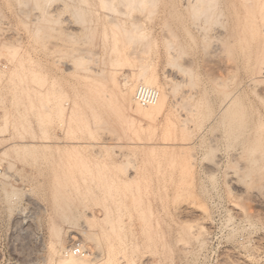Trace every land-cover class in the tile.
<instances>
[{"label":"rangeland","instance_id":"1","mask_svg":"<svg viewBox=\"0 0 264 264\" xmlns=\"http://www.w3.org/2000/svg\"><path fill=\"white\" fill-rule=\"evenodd\" d=\"M125 1L0 0V264L77 248L98 264H264L260 15L242 42L257 0ZM143 75L169 90L154 119L135 110ZM233 95L249 111L238 142Z\"/></svg>","mask_w":264,"mask_h":264},{"label":"bare ground","instance_id":"2","mask_svg":"<svg viewBox=\"0 0 264 264\" xmlns=\"http://www.w3.org/2000/svg\"><path fill=\"white\" fill-rule=\"evenodd\" d=\"M127 1V0H126ZM125 1V2H126ZM129 1V3H130V0H128ZM146 0H138V1H136V0H132V2L130 3L131 5H136L137 4V2H138V5L140 4V6L143 4V3H146L145 2ZM244 1V0H243ZM248 1V0H247ZM250 1V0H249ZM253 1H255L256 2V0H253ZM102 2V1H101ZM105 2H107V1H105ZM135 2H136V4H135ZM152 2V1H151ZM150 2V3H151ZM251 3H252V0L250 1ZM258 2V3H257ZM257 7L254 9L252 6H250V5H246V9L248 10V8H247V6H250V10H248V12H247V14L249 15V16H247L246 18V21L247 22H245L244 23V25L246 24V26H244V27H246V30L248 31V35L249 36H247L245 39H243L242 38V42H243V44L244 45H246L247 44V42L249 41V39H253V41H254V39H256V37H257V35H256V33L258 32H256V30L258 29V28H256V23H257V18H256V15L257 16H259L260 15V20H261V22H264V0H257ZM194 3V2H193ZM216 2H215V0H198V3H197V1H196V4L195 5H193L191 8L193 9V10H195L196 12H204V13H211V12H213L212 10H213V8L215 7V4ZM104 4V3H103ZM102 4V5H103ZM129 4V5H130ZM148 4V3H147ZM110 5V4H109ZM184 5V4H183ZM191 5V4H190ZM245 6V5H244ZM128 7H130V6H128ZM136 7V6H135ZM252 7V8H251ZM186 8V7H185ZM142 9V8H141ZM245 9V8H244ZM243 9V10H244ZM242 10V11H243ZM124 11V10H123ZM246 11V10H245ZM250 11V12H249ZM125 13V12H124ZM240 14V13H239ZM238 14V15H239ZM82 16V15H81ZM242 16V15H241ZM244 17V16H243ZM82 18V17H81ZM84 18V17H83ZM258 18V19H259ZM255 19V20H254ZM115 20V19H114ZM243 20V19H242ZM259 20V21H260ZM135 21V20H134ZM137 21V20H136ZM112 22V21H111ZM240 22V21H239ZM120 23V22H119ZM136 23V22H135ZM134 22L132 23V24H135ZM139 23V22H138ZM137 23V24H138ZM240 23H242V22H240ZM239 23V24H240ZM132 24H131V26H132ZM135 24V25H133V26H135V28L140 24ZM235 24H236V22H235ZM114 25V24H113ZM119 26V25H118ZM241 27V26H240ZM239 27V28H240ZM138 29L139 28H137L136 30L138 31ZM119 30H120V28H119ZM240 30V29H239ZM242 30H243V28H242ZM262 30V29H261ZM128 31V30H127ZM127 31H125V32H127ZM133 31V30H132ZM168 31V30H167ZM112 32V31H111ZM142 32V31H141ZM240 33V32H239ZM245 33V32H244ZM118 34V33H117ZM117 34H116V38L117 37H119V36H117ZM123 34V33H122ZM260 34H263V35H261L260 37H262V39H263V37H264V33H260ZM114 35V34H113ZM118 35H120V34H118ZM128 35V34H127ZM259 35V34H258ZM129 36V35H128ZM144 36V35H143ZM167 36H168V34H167ZM171 36V35H170ZM169 36V37H170ZM239 36H241V35H239ZM256 36V37H255ZM169 37H167V38H169ZM111 38H114V37H111ZM257 38H259V36L257 37ZM119 39V38H118ZM144 39V38H143ZM170 39V38H169ZM238 40V39H237ZM240 40V39H239ZM239 40L237 41V42H239ZM115 41V40H114ZM117 41V44H119L118 43V40H116ZM242 42H240V44L242 43ZM257 42V41H256ZM256 42H254V43H256ZM259 42H260V40H259ZM251 44V43H250ZM257 44H260V43H258L257 42ZM252 45V44H251ZM262 45V49H260V50H262V55H261V57H260V61H259V63L261 62V64H259V65H261V67H259L258 65V67L260 68V71H259V73H260V77L259 78H257L256 77V79L257 80H254V81H256L255 83L257 84V83H263V85H264V43L263 44H261ZM148 46H150V45H148ZM239 46V45H238ZM242 46V45H241ZM255 46H257V45H255ZM249 47H251V46H249ZM248 47V49H249V51H251V48H249ZM119 48V47H118ZM116 49V48H115ZM241 49V48H240ZM244 49V48H243ZM258 50H259V47L257 48ZM114 50V49H113ZM244 50H246V49H244ZM243 50V51H244ZM254 50V49H253ZM257 50V51H258ZM115 52H116V50H114ZM242 51V50H241ZM122 52H124V51H121V50H119V49H117V53H118V56L121 58V55H123L122 54ZM255 53H254V55L256 54V50L254 51ZM258 53V52H257ZM136 55V54H135ZM252 54H250V56H251ZM243 56V55H242ZM250 56H249V58H250ZM135 57V56H134ZM244 57V56H243ZM255 57H257V55L256 56H254V58ZM118 58V57H117ZM123 58H125V57H123ZM136 58V57H135ZM134 58V60H138L137 58L135 59ZM257 58H259V57H257ZM115 59V58H114ZM140 59V58H139ZM127 60V59H126ZM132 60V59H131ZM140 60H142V59H140ZM140 60H138L139 62H140ZM130 61V60H129ZM138 61H137V63H138ZM123 62V61H122ZM118 63V62H117ZM144 64V63H143ZM130 66V65H129ZM143 68V67H142ZM145 68V67H144ZM153 68V67H152ZM148 69V68H147ZM253 70V69H252ZM259 70V69H258ZM142 71H144V70H142ZM156 72V71H155ZM190 73H192V72H190ZM143 74V73H142ZM152 74V73H151ZM155 76V75H154ZM217 76V75H216ZM214 77L213 79H212V83H213V85H214V87H213V89L214 90H216L217 91V89L218 88H220V77ZM145 77V75H143V80L145 79V85H147V87L148 86H151V87H153L156 83H155V81H153L152 79L153 78H144ZM152 77V76H151ZM193 77V76H192ZM155 78V77H154ZM156 79V78H155ZM255 79V78H254ZM234 80V79H233ZM252 81V80H251ZM157 82V81H156ZM253 82V81H252ZM249 83H251V82H249ZM254 83V84H255ZM211 84V83H210ZM251 84H253V83H251ZM250 84V85H251ZM253 84V85H254ZM255 84V85H256ZM125 85H127V84H125ZM135 85V84H134ZM219 86V87H218ZM235 86V85H234ZM135 88V87H134ZM240 88V87H239ZM253 88H255V87H253ZM263 88V90H262V92H259V93H257V97H258V99L260 100V102L262 103V104H264V86L262 87ZM154 89V88H153ZM221 89V88H220ZM234 89V88H233ZM238 89V88H237ZM219 90V89H218ZM255 90V89H254ZM257 90V89H256ZM159 93H158V99H157V101L155 102V103H152V104H150V105H143V104H141V102H139L138 101V99L136 100L137 101V104H136V112H137V114L139 115V116H143V117H145V118H147V119H154V118H156V117H158V115L161 113V111L164 109V107H165V105H166V103H167V99H168V96H169V90H167V89H159V91H158ZM223 92V91H222ZM256 92V91H255ZM221 93V92H220ZM122 94H124L125 95V98H127L131 103H135V100H134V98H133V86H131V85H127L126 86V89L124 90V93H122ZM231 94H232V92H231ZM239 94V93H238ZM206 95H208L207 93H206ZM230 95V94H229ZM229 95H228V97H229ZM236 95V94H235ZM106 96V95H105ZM122 96V95H121ZM232 96V95H231ZM234 96V95H233ZM239 96L240 95H237V96H234L233 97V100H231L229 103H228V105L226 106V109L224 108V110H225V112H223L224 113V117L225 118H230L229 119V121H228V125H229V127H230V129H231V134H233V140L234 141H237L238 142V140H239V138H241L242 136H244V132H246V129H247V125H248V121H247V119H248V117H249V114H248V112H247V110H246V108H245V106L243 105L244 103H242V97H240L239 98ZM107 97V96H106ZM193 97V96H192ZM227 97V98H228ZM137 98V97H136ZM106 100V99H105ZM127 100V101H128ZM248 101V100H247ZM207 102V101H206ZM199 103V102H198ZM206 104H208V103H206ZM203 105H205V104H203ZM222 105V104H221ZM249 105V104H248ZM108 106V105H107ZM144 106V107H143ZM205 107H206V105H205ZM207 109H208V107H206ZM99 115V114H98ZM203 117V116H202ZM223 117V118H224ZM259 122V121H258ZM261 124V123H260ZM262 125V124H261ZM254 126V125H253ZM82 127V126H81ZM258 127H259V125H258ZM256 128V127H255ZM262 128L264 129V127L262 126ZM257 129H259V128H257ZM260 129H261V126H260ZM260 129L258 130V136H260L259 134L261 133L260 132ZM263 129H262V131H263ZM250 133V132H249ZM255 133H256V130H255ZM89 134V133H88ZM246 134V133H245ZM254 134V133H253ZM263 134V133H262ZM256 136H257V134H255ZM254 135V136H255ZM254 136H252V138H254ZM247 137H248V135H247ZM169 138V137H168ZM164 139V138H163ZM244 139V138H243ZM254 139H258V138H254ZM262 139V138H261ZM186 141V140H185ZM252 141V140H251ZM250 141V142H251ZM256 141V140H255ZM142 142V141H141ZM253 142V141H252ZM257 142V141H256ZM145 143V142H144ZM166 143V142H165ZM171 143V142H170ZM233 143H235V142H233ZM254 143V142H253ZM40 144V143H39ZM163 144V143H162ZM167 144V143H166ZM192 144V143H191ZM258 144V143H257ZM256 144V145H257ZM99 145V144H98ZM250 145V144H249ZM261 145V144H260ZM33 146V145H32ZM255 145H253V147H254ZM17 147V146H16ZM251 148V147H250ZM249 148V149H250ZM255 148V147H254ZM253 148V149H254ZM247 149V148H246ZM248 149V150H249ZM251 150V149H250ZM241 153V152H240ZM246 153H247V151H246ZM239 154V153H238ZM242 154V153H241ZM244 154V153H243ZM249 154V153H248ZM247 154V155H248ZM252 155V154H251ZM251 163V162H250ZM255 163V160H254V162H253V164ZM84 164V163H83ZM248 164H249V162H248ZM86 165V164H85ZM84 166V165H83ZM79 167V166H78ZM83 170V169H82ZM100 171V170H99ZM247 171V170H246ZM249 173V172H248ZM252 173V172H251ZM101 174V173H100ZM250 174V173H249ZM247 175V174H246ZM238 176V175H237ZM132 177V176H131ZM246 178L248 177V176H245ZM249 178V177H248ZM241 182V181H240ZM123 184V183H122ZM126 184V183H125ZM129 184V183H128ZM108 185V184H107ZM55 188V187H54ZM106 188V187H105ZM234 188V187H233ZM6 189V188H5ZM107 189V188H106ZM236 189V188H235ZM249 190V189H248ZM62 191V190H61ZM258 191V190H257ZM4 192V191H3ZM54 192V191H53ZM127 192V191H126ZM262 192V191H261ZM108 193H109V190H108ZM12 194V193H11ZM61 194V193H60ZM124 194V193H123ZM54 195V194H53ZM116 198V197H115ZM119 198V197H118ZM124 198V197H123ZM128 199V198H127ZM262 199V198H261ZM116 200V199H115ZM54 201V200H53ZM120 202H121V200H119ZM118 201V202H119ZM57 202V201H56ZM61 202V201H60ZM111 222V221H110ZM82 233V232H81ZM65 258H67L65 261V263H63V264H86V263H90V262H92V261H95L96 263L95 264H98L99 262H97L96 261V258H94V256H92V255H89V256H75L73 253L72 254H68V256L67 257H65ZM100 264H101V262H100Z\"/></svg>","mask_w":264,"mask_h":264},{"label":"built area","instance_id":"3","mask_svg":"<svg viewBox=\"0 0 264 264\" xmlns=\"http://www.w3.org/2000/svg\"><path fill=\"white\" fill-rule=\"evenodd\" d=\"M158 99V91L153 88L143 87L138 91V100L143 105H150L155 103ZM74 253L79 255L81 253V249H74Z\"/></svg>","mask_w":264,"mask_h":264}]
</instances>
